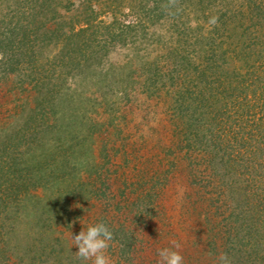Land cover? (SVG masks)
<instances>
[{"label":"trees","instance_id":"obj_1","mask_svg":"<svg viewBox=\"0 0 264 264\" xmlns=\"http://www.w3.org/2000/svg\"><path fill=\"white\" fill-rule=\"evenodd\" d=\"M111 1L134 22L98 21L88 1L0 0V264L57 263L63 237L79 264L67 237L109 213L111 260L133 264L139 219L171 192L211 235L191 242L188 224L181 246L223 234L264 264V0ZM28 206L41 215L19 239Z\"/></svg>","mask_w":264,"mask_h":264},{"label":"rangeland","instance_id":"obj_2","mask_svg":"<svg viewBox=\"0 0 264 264\" xmlns=\"http://www.w3.org/2000/svg\"><path fill=\"white\" fill-rule=\"evenodd\" d=\"M72 1L73 2L75 1V9L78 8L79 12L82 11V7H80L81 3H86V1L91 3V5L93 6V8L95 10V13H97L98 21L111 22L112 19H114V17H117L119 22L128 24V23L134 22L135 17H136V16H133V14L131 13V9L129 8V4L127 5V2H125L124 6H122V8H120V10H119V4L118 5H116L117 3L113 4L112 1L110 2V0L108 1V3H107V0H72ZM132 4H134V3H132ZM114 13H117V14H115V16H113ZM159 32L161 34H165L164 33L165 29L164 30L162 29V31H159ZM153 49H155V47H153L152 49H149L151 51L150 53L153 52ZM120 53H118V54H120ZM141 53H142L141 55L146 54L145 51H143ZM156 53L157 52L151 54V57L156 55ZM118 54L117 53L113 54L112 58L115 60L121 59L122 55H118ZM117 56H119V57H117ZM232 114H234V113L232 112ZM250 127L253 130H255L253 125H251ZM248 129H250V128H248ZM228 130L229 131H227V132L232 138L234 134H232V132H230V129H228ZM0 136H3V135L0 134ZM92 149L93 150L91 152L90 151L88 152L89 153L88 159L84 160L83 157L81 159H79L80 164H78L76 166V169H81V170L80 171L76 170V172L78 174L74 173V174L78 175V178H79L78 181H81L83 176H87L88 172L91 174L92 171L90 169H92L93 166H95V164H97V162H99V160H100L99 154H98L100 149L97 148L96 146H93V145H92ZM36 157H37L36 160H38L39 159L38 155L33 156L31 158L34 159ZM70 158H73V157L71 156ZM43 159H45V161H43ZM39 160H41V162H43L44 164L48 165L47 161L50 160V155L45 154V156H43ZM86 160H87L88 166H86ZM67 170H69V168H67ZM29 184H31V183H29ZM33 186H35V188H38V190L42 189L41 185H37V186L33 185ZM86 188L88 189V186ZM253 189H254V187H253ZM116 190L117 189L113 190V193H116ZM251 190H252V188H251ZM34 192L35 191L33 190V193ZM44 192L47 193V190L44 189L41 192L42 194L40 193V195H41L40 199L42 198L43 205H44L45 200H47V199L49 200V198H50L49 195L45 194ZM93 194L96 195L95 192H93ZM113 195H115V194H113ZM161 201H163L162 204H165V207L162 206V208L157 210L155 208H157L159 205L154 206L153 209L157 213V218L155 220H150V217H146L143 220L144 214L139 219L138 223L140 226L137 229L138 234L136 237L138 239L137 240V246H139V251H142V252L137 253V255L133 258V264H158L159 259L156 261L154 258H152V255L157 256L156 251H158V248L159 249L161 248L160 246L163 245L162 244L163 241H164V243H165L164 245H166V247H170L172 245L173 241L178 242L177 233L179 234V236L183 237L184 240L187 241V238H186L185 234L183 235V233H185L184 231H186L188 229V227H189L188 224H190L191 228L195 227L194 232H192L191 234L188 232L186 233L188 236L191 235L190 236L191 242L195 241L197 238L200 241L204 240V242H205L208 238H210L209 236H211L210 233H208V229L205 232L199 233L200 228L195 226L194 223L192 222L194 220L195 214H191L190 215L191 218L189 220V218L187 216L188 212H184L183 211L184 209L183 210L181 209L182 208L181 203L179 202V200H177L176 194L171 192L168 194V196L165 197V199H163ZM30 207H32V206H30ZM30 207L28 206V209L25 212V215L22 216V218L20 220L16 219L17 221L22 222L21 224L17 225V229L20 231L19 239H22L25 237V231L27 232L29 230V228H31V226L33 225V220H35L37 218V215H41V212L39 209L37 211L34 210L35 212H33V208L29 210ZM129 210H131V209L129 208ZM136 213L134 212L133 219L131 218L132 220L135 219ZM109 214L104 215L103 219H102V222L105 223L106 225L109 223L113 224V222L115 221L114 219L116 216L113 215V217H111L112 214L110 216H109ZM1 218H5V214H2ZM221 218L223 219L225 217L222 216ZM177 221L180 222V224H178V226L176 224ZM77 223L73 222L72 224H77ZM146 223L148 224V226L150 224H155L156 226L154 225L155 227L152 230L151 229L148 230L149 232H151L150 235L144 237L143 229H144V225ZM82 230H84V228L80 227L78 225L75 228L74 236L78 235ZM169 230H171V233L169 232ZM172 231H173V233H172ZM28 237L33 238V237H35V234L32 235V233H30ZM67 239H71V237L70 238L67 237ZM116 239H121V238H116ZM61 241L64 242L63 248L66 249L68 253L62 252V254L60 255V258H58L60 261L57 260V263H53V261H51L48 264H69V260L67 259V257L69 258L68 255L70 252H69V247L66 244L65 237L61 238ZM70 241H72V239ZM117 243L119 244V241ZM178 243H180V242H178ZM114 245H115V243L113 244V242H111L110 247L108 249V255L111 258H113L112 255L116 251L119 250V246H120V244L118 246L115 245L116 246V248H115ZM180 245H181V243H180ZM234 246H232V244H230V241L224 240L223 234H222V238L215 237L213 239L212 249L210 247H208L206 244H204L203 242H201L198 246H192L190 244L182 245L181 248L179 249V251L184 256V262H186L185 264H187V263L188 264H218V262H217L218 257H217V255H215L216 252H219V256L221 255V253L222 254L226 253L228 255H231V258H232L231 264H255L258 262V258L252 259V256L249 253H247V254L244 253L243 249L240 248V245L234 244ZM142 248H143V250H142ZM208 248H209V250L214 249L213 250L214 253L212 254V257H210V259L209 258L205 259ZM76 250L78 251L77 248H76ZM239 254H240V256H239ZM207 256H209V255L207 254ZM146 257L148 260H145ZM78 262H80L79 264H91L90 261L84 262V261H81V259L78 260ZM260 262L261 261H259V263Z\"/></svg>","mask_w":264,"mask_h":264},{"label":"clouds","instance_id":"obj_3","mask_svg":"<svg viewBox=\"0 0 264 264\" xmlns=\"http://www.w3.org/2000/svg\"><path fill=\"white\" fill-rule=\"evenodd\" d=\"M210 22L216 21L213 19ZM71 239L78 249L75 254L81 261H90L91 264H113L108 249L114 239V233L105 223L90 225L78 235H72ZM180 248V243L173 241L170 247L158 249V264H184V256L179 251ZM218 264H231V259L223 253L218 257Z\"/></svg>","mask_w":264,"mask_h":264}]
</instances>
